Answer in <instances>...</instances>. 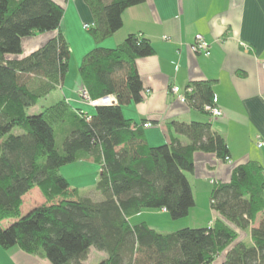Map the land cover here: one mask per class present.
<instances>
[{
  "label": "trees",
  "instance_id": "obj_1",
  "mask_svg": "<svg viewBox=\"0 0 264 264\" xmlns=\"http://www.w3.org/2000/svg\"><path fill=\"white\" fill-rule=\"evenodd\" d=\"M84 1L93 15L84 28L95 46L82 55L78 78L91 100H116L88 104L92 113L64 97L31 111L69 71L71 46L60 28L64 9L53 0H0V220L13 219L0 225V246L42 254L52 264H83L92 247L106 254L95 264H211L223 252L221 264H264V168L257 160L233 168L228 182L212 184L209 205L219 216L209 226L164 232L132 218L153 208L174 220L187 217L195 206L187 176L195 151L225 159L230 149L209 121L196 120L171 123L188 143L172 135L169 143L148 144L147 122L125 118L122 106L143 99L135 61L154 54L153 44L135 32L114 47L99 45L122 26L125 8L144 0ZM47 31L56 33L20 55L22 38ZM189 87L186 101L208 112L212 82L192 81ZM85 158L100 165L98 200L81 195L60 172ZM32 187L45 200L23 214L22 196ZM238 231L250 240H238Z\"/></svg>",
  "mask_w": 264,
  "mask_h": 264
},
{
  "label": "crops",
  "instance_id": "obj_2",
  "mask_svg": "<svg viewBox=\"0 0 264 264\" xmlns=\"http://www.w3.org/2000/svg\"><path fill=\"white\" fill-rule=\"evenodd\" d=\"M53 1L63 6L60 28L69 45L72 46L70 35L73 40L77 35L80 37L76 40L77 51L73 58V66L77 68L82 55L95 46L93 38L86 35V29H83L84 24L92 23V12L84 0ZM122 22V26L99 45L114 47L126 35L136 32L148 37L154 48V54L135 61L141 77L143 99L138 103L123 105L124 117L138 124L149 123V126L143 127V131L150 146L169 143L172 135L183 145L189 142L186 135L176 132L171 125L172 121H209L214 130L223 133L230 149L228 160L210 152L195 151L193 171L187 173L193 188L195 206L187 214L190 217L187 223L185 218L174 220L170 217L172 227L157 229L158 222L155 220L150 223L147 217L154 212L146 209L132 218L136 219L143 213L144 220L152 228L164 232L187 224L209 226L219 216L209 205L208 193L212 184L218 181L228 182L233 168L250 159L259 161L264 168V0H144L125 8ZM55 33L47 31L25 36L21 40L20 55L36 50ZM197 34H202L206 40L208 54L191 49ZM71 61L69 70L72 69ZM203 80H209L213 84V104L222 111L220 116H212L210 112L203 113L190 106L186 100L181 101L178 96L192 81ZM173 86H178L181 92L175 94ZM81 88L80 78L77 76L70 80L67 73L58 89L46 99L40 100L31 111L38 112L42 105L64 97L75 107L92 113L93 107L81 100ZM260 142L262 144L259 146ZM72 163L76 167L77 181L71 182L67 170L62 171L64 166L60 168L62 176L84 196L88 195L84 193V183L87 181L89 192L95 194L90 197L100 199L94 188L100 165L98 167L89 158ZM44 200L41 190L32 187L22 196L21 213L42 204ZM155 210L160 214L168 213L163 209ZM12 220L2 219L0 225L8 226ZM175 225L179 226L174 227ZM238 233V240L248 237L247 232ZM95 250L90 248L83 264H86L90 254H96L100 258L106 256L103 251ZM223 258L224 252L211 264H221ZM0 264L52 263L42 254H29L13 245L8 249L0 246Z\"/></svg>",
  "mask_w": 264,
  "mask_h": 264
},
{
  "label": "rangeland",
  "instance_id": "obj_3",
  "mask_svg": "<svg viewBox=\"0 0 264 264\" xmlns=\"http://www.w3.org/2000/svg\"><path fill=\"white\" fill-rule=\"evenodd\" d=\"M83 27H84V25H83ZM84 30H85V28H83ZM84 33L86 34V35H89L90 37H92L90 34H88L87 33V31L85 30L84 31ZM70 35V34H69ZM73 36L72 35H70V39H71V41H72V46H73V49H72V46H71V53H70V59L72 60H70L71 61V70H69L68 71V79H73L74 77H77L78 76V71H77V68H74V66H73V58H74V55H75V53H76V51H77V48H76V46H75V44H76V40L78 39V38H80L78 35L77 36H75V38H74V40H73V38H72ZM81 60V59H80ZM46 102H49V100H47ZM51 103V102H50ZM50 103H47V104H50ZM17 131V133H18V129H16ZM61 136H60V134H58L57 135V144L58 145H60L61 144ZM73 165V163H67V164H64L63 166V168H62V171H66L67 170V172L69 173V176H70V180H71V182H73V183H75L76 181H77V179H78V177H76V167H74V166H72ZM98 167H99V165H98ZM99 169V168H98ZM97 171H99V170H97ZM87 182V181H86ZM86 182L84 183V185H85V187H84V193L87 195H89V194H91V195H89V196H95V194H93L92 192H89V188H88V186L86 187ZM81 183V182H80ZM83 184V183H82ZM93 194V195H92ZM146 210H149L150 212H154V213H157V214H154L153 213V215H147V217L149 218V220H150V223L152 222V223H154V221L156 220L157 222H158V224H157V226L159 227V228H157V229H160V230H165V229H169V228H165V227H167V226H169V227H172L171 225V223H172V221L170 220V214H160V213H158L157 212V210H155L154 208L153 209H146ZM146 212V211H145ZM189 218L190 217H185V222L187 223L188 222V220H189ZM144 218H143V213H142V216H140V217H137L136 218V220H143ZM183 219V218H182ZM134 220H135V218H134ZM176 226H179V225H175L174 227H176ZM180 226H183V225H180ZM185 226H187V225H185ZM249 237V236H248ZM248 237H246L245 239L246 240H248ZM95 251H97V250H95ZM102 259V257L100 258L99 256H96V254H90V257H89V259L86 261V264H95V263H97V262H99L100 260Z\"/></svg>",
  "mask_w": 264,
  "mask_h": 264
},
{
  "label": "built area",
  "instance_id": "obj_4",
  "mask_svg": "<svg viewBox=\"0 0 264 264\" xmlns=\"http://www.w3.org/2000/svg\"><path fill=\"white\" fill-rule=\"evenodd\" d=\"M84 27L86 28V27H88V24H84ZM195 42L191 45V49L193 50V51H199V52H205L206 54H208L209 53V51H208V44H207V42H206V40H204V38H203V36H202V34L200 35V34H197L196 36H195V40H194ZM264 66V65H263ZM190 91L191 90V88L190 87H188V88H186L185 90H183V92H181L180 91V88L178 87V86H173L172 87V91L175 93V94H179L180 92V95H178L179 97H180V99H181V101L182 100H186V96H185V91ZM80 96H81V100H83L84 102H86V103H88V104H90V105H92V106H94V105H96V104H109V103H115L116 102V100L114 99V97L113 96H111V95H107V96H105V97H103V98H99V99H96V100H91L90 98H89V96H88V94H87V92H86V90L85 89H81L80 90ZM214 100H215V97H214ZM204 109L206 110V111H208V112H210L211 114H212V116H220L221 114H222V111L219 109V108H217V106L215 105L214 106V104H212V105H209V104H205L204 105ZM144 126H149V123H145L144 124ZM262 144V142H260V143H258V145L260 146ZM226 160H228V158H225ZM165 209V208H164Z\"/></svg>",
  "mask_w": 264,
  "mask_h": 264
}]
</instances>
